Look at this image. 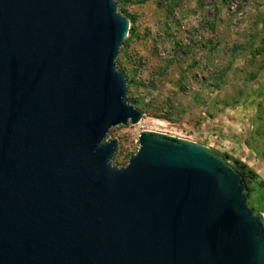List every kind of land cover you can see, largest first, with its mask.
<instances>
[{
  "label": "water",
  "instance_id": "95a60500",
  "mask_svg": "<svg viewBox=\"0 0 264 264\" xmlns=\"http://www.w3.org/2000/svg\"><path fill=\"white\" fill-rule=\"evenodd\" d=\"M116 0H0V264H264L248 176L136 125Z\"/></svg>",
  "mask_w": 264,
  "mask_h": 264
},
{
  "label": "rangeland",
  "instance_id": "374dc122",
  "mask_svg": "<svg viewBox=\"0 0 264 264\" xmlns=\"http://www.w3.org/2000/svg\"><path fill=\"white\" fill-rule=\"evenodd\" d=\"M116 1L129 18L116 66L142 118L109 130L112 165L143 131L188 140L254 174L250 198L264 206V0Z\"/></svg>",
  "mask_w": 264,
  "mask_h": 264
},
{
  "label": "flooded vegetation",
  "instance_id": "af4514ba",
  "mask_svg": "<svg viewBox=\"0 0 264 264\" xmlns=\"http://www.w3.org/2000/svg\"><path fill=\"white\" fill-rule=\"evenodd\" d=\"M222 159V158H221ZM233 169L236 170V171H239V172H245L248 176V179H247V182H248V186L249 187H252L253 183H254V180H255V176L254 174H252L248 169H246L244 166H241V165H232ZM250 190L253 191V189L251 188ZM251 195H252V192H251ZM250 197V196H249ZM248 197V198H249ZM247 198V199H248Z\"/></svg>",
  "mask_w": 264,
  "mask_h": 264
},
{
  "label": "trees",
  "instance_id": "16d2710c",
  "mask_svg": "<svg viewBox=\"0 0 264 264\" xmlns=\"http://www.w3.org/2000/svg\"><path fill=\"white\" fill-rule=\"evenodd\" d=\"M119 1H122L123 3H126V4L130 3V0H119ZM128 101L130 102V100H128ZM130 103L132 104V102H130ZM263 115H264V113H263ZM249 188L251 189L252 187H249ZM247 204L250 208H252L254 210L255 213H259L260 211L264 210V206H260L259 209L256 210L254 207V203L252 202V199L250 197L247 199Z\"/></svg>",
  "mask_w": 264,
  "mask_h": 264
},
{
  "label": "built area",
  "instance_id": "2783aa9c",
  "mask_svg": "<svg viewBox=\"0 0 264 264\" xmlns=\"http://www.w3.org/2000/svg\"><path fill=\"white\" fill-rule=\"evenodd\" d=\"M262 215V214H261ZM263 216V215H262ZM264 218V217H263Z\"/></svg>",
  "mask_w": 264,
  "mask_h": 264
}]
</instances>
